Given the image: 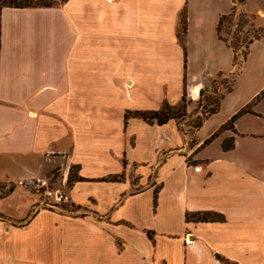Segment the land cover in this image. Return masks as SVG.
<instances>
[{
	"label": "crops",
	"instance_id": "0c3cea01",
	"mask_svg": "<svg viewBox=\"0 0 264 264\" xmlns=\"http://www.w3.org/2000/svg\"><path fill=\"white\" fill-rule=\"evenodd\" d=\"M49 1L0 4V214L28 215L14 182L57 169L67 184L72 165L75 214L29 217L25 229L55 225L61 246L43 249L20 248L23 230L0 220L16 240L0 264H264V32L238 63L219 34L233 0ZM239 10L264 31V0ZM227 77L209 113L211 82ZM184 93L181 120L125 119ZM206 210L225 220H185Z\"/></svg>",
	"mask_w": 264,
	"mask_h": 264
},
{
	"label": "rangeland",
	"instance_id": "374dc122",
	"mask_svg": "<svg viewBox=\"0 0 264 264\" xmlns=\"http://www.w3.org/2000/svg\"><path fill=\"white\" fill-rule=\"evenodd\" d=\"M233 14H231L232 10L229 12L228 15H226L222 19V23L220 25L219 34L220 36L226 40L231 46L234 47V50L236 54L238 55L237 62H241L242 58L244 57V54L246 52V45L248 44V41L260 34H263L259 29L255 28L250 20V18L244 16L245 14L239 10L240 5L244 2V0H233ZM184 19V18H183ZM182 19V21H183ZM230 81L231 78L227 77L225 79L217 78L213 82H211V89L212 93L210 94L207 102H211L210 105L214 104L213 100L216 99V97L223 92L227 90L228 87H230ZM215 91V93H214ZM187 101V98H186ZM195 121V118L190 121V125H193V122ZM192 131L191 129H189ZM187 130V142L188 145L192 143V133ZM188 160L192 161V156H188ZM70 175L77 174V168L73 165L69 168ZM53 175L54 180L56 181L58 186L61 187L62 193L68 194V184L64 182L61 177L59 176V171L57 169L52 170L48 173V176ZM10 184H6L5 186L0 184V193L5 194L7 193L6 189L9 187ZM13 188L20 187V184L17 182H14ZM56 185V186H57ZM22 188V187H21ZM20 188V189H21ZM29 189V188H28ZM24 192V198H28L30 200V206L28 207L27 213L28 215L21 219H8L7 216L0 214V220L4 223L6 228L14 227L18 230H23L21 232H18L17 240L21 241L19 247L20 248H32L34 246L40 247L43 249L44 246L51 248L52 246L48 245L50 242L55 243L54 247H60L61 244L59 242V239L55 241V237L51 236L50 234H54L55 231V225L52 226L50 223H41L38 222V220L29 228L25 229L26 222L29 219L30 216L34 215L36 212H44L48 214H64L72 216L74 215V206L70 204L69 198L60 201L59 203L53 202L51 199L45 198L42 195H39L37 191L33 188L29 190H23ZM68 196V195H67ZM78 214V213H77ZM38 222V223H37ZM8 230V229H7ZM41 233L40 237L38 239L32 240L31 237H36L35 234ZM45 234H49L50 239L45 236ZM187 239H189V236H187ZM190 240V239H189ZM191 241V240H190ZM16 240L13 239L12 235H6L2 234L0 236V251L5 249H10L11 246L15 245ZM70 247L75 248L76 247V240L69 243ZM9 259V258H8ZM25 262H28L25 260ZM4 264H7V262L4 261Z\"/></svg>",
	"mask_w": 264,
	"mask_h": 264
},
{
	"label": "trees",
	"instance_id": "16d2710c",
	"mask_svg": "<svg viewBox=\"0 0 264 264\" xmlns=\"http://www.w3.org/2000/svg\"><path fill=\"white\" fill-rule=\"evenodd\" d=\"M61 1L63 2L66 0H61ZM1 3H6L9 6H15V7L30 6V5H33V6H35V5H42V6L52 5V1H49V0H39V1L0 0V4ZM231 14H233V10H232ZM224 17H222L220 19V22H219L220 25H221L222 19ZM219 30H220V27H219ZM182 32H185V19L182 21ZM260 35H257V36H260ZM257 36H255V37H257ZM250 40L248 42H250ZM231 47L234 50V47L233 46H231ZM244 56H245V54H244ZM235 59H237V55H235ZM229 88L230 87H228L227 90H229ZM214 93H215V91H214ZM221 96H222V94L218 95L216 97V99L213 100L214 104H212L209 107V109H208L209 113L214 112L217 109ZM207 101H209V100H207ZM186 103L187 102H186V97H185V93H184L182 98H181V101L178 104L170 105V104L164 102L162 104V106L157 110L127 111L124 116H125V119H127L130 116H134V117L141 118L148 123L155 122L158 125H162V124L166 123L169 119L181 120L182 118H184V116L186 115ZM207 104H211V102H207ZM244 110L245 109H242L236 115H234L227 122L226 125L232 126V122L234 121L236 116L238 114H240L241 112H243ZM201 120H202V118L200 116L196 117L192 126L193 127L199 126L201 123ZM226 125H224V127ZM231 147H232V143H230V141L229 142L224 141L222 144V148L224 150H227ZM121 177H122L121 175H113V176L109 177L108 179L109 180H119ZM78 179H80V177L76 176V174L70 175L68 178V182L71 183V182L78 180ZM156 193H157V191H155L154 197H153V204L154 205L156 203ZM185 220L186 221H192V222H209V221H211V222H213V221L222 222L225 220V217L222 213L214 211V210L191 211V212H187L185 214ZM232 264H236V263H232Z\"/></svg>",
	"mask_w": 264,
	"mask_h": 264
},
{
	"label": "built area",
	"instance_id": "2783aa9c",
	"mask_svg": "<svg viewBox=\"0 0 264 264\" xmlns=\"http://www.w3.org/2000/svg\"><path fill=\"white\" fill-rule=\"evenodd\" d=\"M18 183L29 189H35L39 195H42L49 200L51 199L55 203H59L68 198L66 194L62 193L61 185H54L55 180L52 174L50 176L29 177L28 179L19 180Z\"/></svg>",
	"mask_w": 264,
	"mask_h": 264
}]
</instances>
